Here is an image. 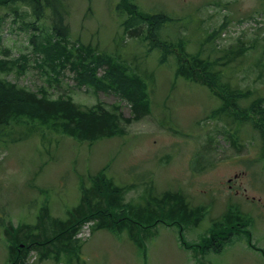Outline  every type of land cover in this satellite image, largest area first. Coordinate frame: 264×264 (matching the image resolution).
<instances>
[{
  "label": "rangeland",
  "instance_id": "1",
  "mask_svg": "<svg viewBox=\"0 0 264 264\" xmlns=\"http://www.w3.org/2000/svg\"><path fill=\"white\" fill-rule=\"evenodd\" d=\"M135 1L145 12L163 10L179 20L169 39L179 34L178 38L189 40L188 52L201 49L203 58L211 55L218 62L215 70L223 73L218 75L223 83L249 90V101L264 96V0ZM116 2H69L70 40L92 44L148 77L150 113L131 122H126L133 116L131 105L122 101L121 95L79 87L70 70H64L57 80L37 65L40 58L29 44L34 34L28 24L30 17L24 20L22 14L26 8L15 16L0 5V35L3 47L11 53L0 54V59L28 57L26 71L0 72L1 78L33 91L45 87L53 97L70 95L82 106L103 103L122 115L121 127L125 129L122 135L93 144L57 135L27 138L22 136V128L16 134L0 135V264H9L6 227L22 224V238L35 232L41 233V238L45 233L51 235L50 226L42 222L47 219L44 209L49 220L68 218L69 209L81 203V183L90 187L89 177L102 170L115 185L126 189L125 202L143 207L146 201L151 203L172 192L183 196L188 211H202L181 222L185 249L179 223L169 226L160 221L154 227L136 228L135 240L147 242L142 250L126 230L116 234L96 230L95 222L87 221L74 237L82 243V264H264V151L260 133L248 121L239 124L217 116L223 99L205 84L178 77L174 55L161 64L157 52L148 56L141 45L124 36L114 11ZM240 50L242 55L227 63L225 53ZM231 201L232 208L241 211L243 220L250 223L246 234L216 253L212 251L215 247L208 248V232ZM40 214L43 219L38 225ZM37 226L40 229H27ZM248 233L256 249L248 245ZM220 240L215 241L222 245ZM50 245L46 249H52ZM189 245L197 250L196 259L191 248L186 250ZM39 253L30 252L25 264H58L54 258L41 260ZM72 254V263L63 254L59 263L78 264Z\"/></svg>",
  "mask_w": 264,
  "mask_h": 264
},
{
  "label": "trees",
  "instance_id": "2",
  "mask_svg": "<svg viewBox=\"0 0 264 264\" xmlns=\"http://www.w3.org/2000/svg\"><path fill=\"white\" fill-rule=\"evenodd\" d=\"M71 1L0 0V5L10 9L15 16L21 15V8H26L22 14L24 20L30 17L28 24L34 34L30 37L29 44L32 52L40 58L37 65L53 73L57 80L64 70H70L74 73L79 87L89 86L97 92L110 91L121 95L122 101L125 100L126 104L131 105L133 112L132 118L126 119V122L140 120L142 116L150 113L151 109L148 77L134 72L118 58L101 53L92 44L72 43L68 23ZM114 11L121 20L124 36L141 45L148 56L157 52L159 62L165 64L168 57L174 55L178 77L185 81L205 84L223 99L221 109L216 112L217 116L224 115L233 123L250 122L252 128L260 133L264 151V96L249 101V96L252 95L249 90L234 88L230 83L228 85L222 82L218 75L223 73L215 70L218 62L211 55L203 58L201 49L195 53L188 52L189 40L185 37L178 38L179 34L169 39L173 27L179 22L171 14L163 10L145 12L135 0H117ZM241 51L226 52L224 58L228 59L227 63L242 55ZM0 54H11L3 47L1 35ZM9 59H0V72L15 69L18 73H23L27 70V56ZM101 69H104L103 73H100ZM121 116L100 102L93 106H82L70 95L53 97L45 87L33 91L0 77L1 136L9 132L19 133V128H22V136L27 138L40 135L41 138L47 139L50 138L49 135H57L93 144L124 134ZM106 173L102 170L90 176L91 186H82L81 203L68 211V218L54 217L49 220L48 211L44 209L47 219L42 222L45 226H50L53 231L51 235L45 233V238H41V233L35 232L26 233L22 238L21 234L25 229L22 224L19 228L12 224L6 227L5 235L10 236L8 263L25 264L30 252L40 250L38 255L41 260L54 258L57 263L61 262L62 254L72 263L73 251L77 263L82 264V243L79 245L80 239L74 237L87 221L95 222L96 230L106 229L112 233H122L126 230L128 234L131 233L133 240H137L136 228L143 229L140 226L150 228L160 221L170 225L187 222L191 216L202 211L199 208L188 211L183 196L171 192L164 194L162 199L154 198L151 203L146 201L147 205L143 207L134 201L125 202L126 189L115 185ZM37 219L38 225H41V214ZM249 223L250 220H242L239 213H227L213 225L210 239H207L211 241L208 248L212 246L215 251H221L223 246L215 240L223 239L224 235L245 232ZM27 229L37 230L40 227ZM134 243L142 246L138 241ZM49 244L52 249H46Z\"/></svg>",
  "mask_w": 264,
  "mask_h": 264
}]
</instances>
